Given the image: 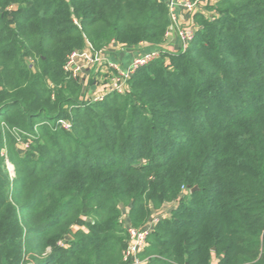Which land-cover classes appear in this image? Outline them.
<instances>
[{
	"label": "trees",
	"instance_id": "1",
	"mask_svg": "<svg viewBox=\"0 0 264 264\" xmlns=\"http://www.w3.org/2000/svg\"><path fill=\"white\" fill-rule=\"evenodd\" d=\"M190 23L93 102L69 55L160 46L165 4L0 0V264H133L124 211L140 230L163 209L140 264H264V0Z\"/></svg>",
	"mask_w": 264,
	"mask_h": 264
},
{
	"label": "built area",
	"instance_id": "2",
	"mask_svg": "<svg viewBox=\"0 0 264 264\" xmlns=\"http://www.w3.org/2000/svg\"><path fill=\"white\" fill-rule=\"evenodd\" d=\"M216 1L218 0H169L166 4V8L168 10L170 24L165 33L166 40L169 39L172 34L177 35L180 40L181 51H185L188 48L189 43L193 40L195 32L197 30L196 25L190 22L188 24H185L184 26H178L176 24V16L173 13L174 5L178 4L182 6L190 15H192L206 6H212ZM100 53L101 51L93 52L89 48H87V50L83 52H73L69 55L65 69L70 71L74 78H77L79 68L70 69V67H72L73 61L77 58H84L85 60L87 59L90 62L88 63L90 64L89 66L94 68L101 64ZM159 55L160 52L157 51L135 56L126 72H122L115 65L110 64L109 69L112 70V75L109 77L107 83L105 84L106 86L103 87V90L98 91L93 96H88L90 98H88V101H101L103 97L111 91L123 93L126 90V83L131 74H133L136 70L146 66L148 63L157 59ZM62 126L65 129L68 128L67 123H62ZM21 147L26 148L27 144H22ZM9 168L10 166L9 164H7V169ZM162 215L164 216V214ZM160 216L161 215L159 213H157L155 216H152L149 219L147 225L141 228L140 230H136L131 227L127 228L129 234V241L125 252V258H130L133 264L141 263L137 260L136 256L138 252L145 247L146 238L151 232L153 225L156 224V222L159 220Z\"/></svg>",
	"mask_w": 264,
	"mask_h": 264
},
{
	"label": "crops",
	"instance_id": "3",
	"mask_svg": "<svg viewBox=\"0 0 264 264\" xmlns=\"http://www.w3.org/2000/svg\"><path fill=\"white\" fill-rule=\"evenodd\" d=\"M160 1L166 6L169 0ZM173 13L176 16V24L178 26H184L190 22L191 15L182 6L178 4L174 5ZM157 51L169 53L181 51L180 40L177 35L172 34L169 39L158 47H150L147 44H140L136 47L123 48L112 43L106 49L101 51V64L94 68H91L90 66L87 67L85 61H83V63L82 60H80L78 76L83 81L84 93H88L87 96H93L96 92L103 90L102 84L106 82V79L110 76V72L112 71L109 69L110 64L115 65L120 71L126 72L135 56ZM91 84L94 86V91L87 92L88 86ZM166 212V209H163V211L160 212V215ZM168 215L169 214L166 213L164 216L168 217ZM123 221L126 228H128L129 224L127 223V217H125ZM213 261L216 262V258H213Z\"/></svg>",
	"mask_w": 264,
	"mask_h": 264
},
{
	"label": "rangeland",
	"instance_id": "4",
	"mask_svg": "<svg viewBox=\"0 0 264 264\" xmlns=\"http://www.w3.org/2000/svg\"><path fill=\"white\" fill-rule=\"evenodd\" d=\"M88 56V55H87ZM86 56V57H87ZM88 58V57H87ZM80 60H82V62L83 61H85V64H86V66L88 67L90 64H88V63H90L87 59L85 60L84 58H77V59H75L74 61H73V63H72V67H70V69L71 68H75V69H78V68H80V65H79V63H80ZM84 63V62H83ZM92 68V67H91ZM79 73V72H78ZM108 79L109 78H107L106 79V82L105 83H103V82H101V83H103L102 85H103V87H105L106 85V83H107V81H108ZM97 93V92H96ZM10 166V168L8 169V171H9V174H10V176H12L13 177V167L11 166V165H9ZM126 212H127V210H125L124 211V213H123V215H122V217H121V220L123 221V219L126 217Z\"/></svg>",
	"mask_w": 264,
	"mask_h": 264
},
{
	"label": "water",
	"instance_id": "5",
	"mask_svg": "<svg viewBox=\"0 0 264 264\" xmlns=\"http://www.w3.org/2000/svg\"><path fill=\"white\" fill-rule=\"evenodd\" d=\"M193 190H194V189H193ZM193 190H191V192H192Z\"/></svg>",
	"mask_w": 264,
	"mask_h": 264
}]
</instances>
